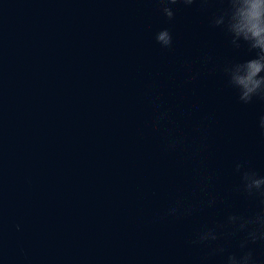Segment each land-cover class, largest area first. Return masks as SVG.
Wrapping results in <instances>:
<instances>
[{"label": "water", "instance_id": "obj_1", "mask_svg": "<svg viewBox=\"0 0 264 264\" xmlns=\"http://www.w3.org/2000/svg\"><path fill=\"white\" fill-rule=\"evenodd\" d=\"M220 7L168 21L155 0H0V264H222L190 240L256 208L233 165L264 175V102L225 86L220 67L249 54L209 26ZM177 201L196 210L157 219Z\"/></svg>", "mask_w": 264, "mask_h": 264}, {"label": "clouds", "instance_id": "obj_2", "mask_svg": "<svg viewBox=\"0 0 264 264\" xmlns=\"http://www.w3.org/2000/svg\"><path fill=\"white\" fill-rule=\"evenodd\" d=\"M155 2L160 5L158 10L168 21L174 19L172 6L178 3L186 7L197 4L201 11H206L211 3L221 5L210 17L209 26L220 29L232 49L244 48L249 54L247 59L227 61L220 67L219 70L225 77V86L235 91L238 101L242 104H250L254 100L264 102V0H155ZM154 39L162 49L172 47L173 37L168 28L157 31ZM211 60V56H205L201 63L207 66ZM198 76V72L192 73L185 82L194 81ZM167 118V111H158L153 126L159 127L160 122ZM257 126L261 135H264V114L259 117ZM165 133L164 150L175 151L183 143L182 138L172 135L167 130ZM201 150L203 149L197 151ZM233 171L239 177V183L234 190L248 199L255 200L256 208L250 211L231 212L222 224L200 228L194 233L190 243L208 246V256H220L222 264H260L253 246L257 244L264 246V175L248 167L244 161L234 162ZM210 179L202 178V190L204 182ZM216 202L215 198L209 199L207 206L213 207ZM195 210V206H186L183 202L177 201L157 219L187 217ZM16 228L19 231L20 225H16ZM222 235L237 240L236 250H229L219 243Z\"/></svg>", "mask_w": 264, "mask_h": 264}]
</instances>
